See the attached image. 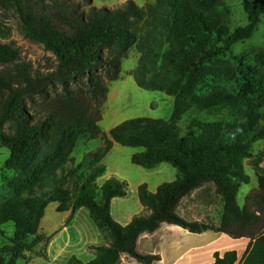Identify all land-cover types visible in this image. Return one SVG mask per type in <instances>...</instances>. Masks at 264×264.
Instances as JSON below:
<instances>
[{"label":"trees","instance_id":"16d2710c","mask_svg":"<svg viewBox=\"0 0 264 264\" xmlns=\"http://www.w3.org/2000/svg\"><path fill=\"white\" fill-rule=\"evenodd\" d=\"M211 2L224 6L222 0H181L180 5L176 0H156L148 11L128 0L118 9L91 7L79 12L60 1L49 5L41 0H0L1 8L17 10L29 37L44 44L57 62L55 71L45 77L18 73L0 80V145L10 151L2 172L21 171L28 176V162L33 163L30 172L35 170L75 128L87 126L100 134V109L92 111L84 99H79L84 93L72 92L69 86L73 80L84 79L87 95L100 107L109 92L106 81L119 80L122 62L134 47L140 54L132 74L138 87L174 99L173 115L168 121L135 118L113 128L104 152L91 160L89 174L78 178L74 197L57 194L41 201L36 207L35 226H26L15 216L0 220V227L10 222L16 227L12 238L0 230L5 240L0 248V264H17L25 253L46 244L48 238L39 233L38 225L50 204L57 205V213L70 212V219L82 208L88 209L95 225L111 238L108 247H93L97 252L94 260L83 263L72 257L68 264H119L123 255L141 264H154L160 257L140 253L137 243L141 235L155 232L163 223L193 234L211 231L235 239L248 238L251 243L242 264H264V175L257 173L258 188L245 198L242 207L238 204L241 186L251 182L244 162L256 157L257 169L264 162L262 156L253 153L254 145L264 140V131L256 132L263 115L250 112L244 124H231L227 131L222 121L205 123L197 140H176L174 133V125L192 110L218 115L225 110L234 114L242 107L234 94L223 90L204 95L197 91L207 81L203 72L206 67L217 66L221 55L253 37L264 15V1H245L248 23L232 33L216 22H208L197 7ZM18 59V50L0 43V63L12 65ZM237 79L236 94L246 98L251 95L256 108H264V90L251 89L241 76ZM57 86L64 89L62 99L43 112L32 111L36 98L45 99L49 89ZM114 143L143 149L132 157L136 166L153 170L169 164L178 173L174 182L162 184L155 194L145 184L139 187L141 204L150 214L136 216L126 226L113 219L111 202L126 197L128 185L115 178L102 187L97 185L107 172L102 162ZM208 184L223 202L218 226L190 221L178 214L181 200ZM215 258L214 264L238 261L235 251Z\"/></svg>","mask_w":264,"mask_h":264},{"label":"rangeland","instance_id":"374dc122","mask_svg":"<svg viewBox=\"0 0 264 264\" xmlns=\"http://www.w3.org/2000/svg\"><path fill=\"white\" fill-rule=\"evenodd\" d=\"M49 5L59 1L73 6L79 12H87L91 7L118 9L122 8L128 0H41ZM140 8L150 10L156 5V0H133ZM224 6H217L216 3H203L197 5L208 22H216L222 26L224 31L232 33L239 27L248 23V17L244 10V2H259L264 0H222ZM180 5L181 0H176ZM0 43L7 44L18 50L19 59L12 65L0 63V80L6 79L10 75L22 73L32 76H48L57 67L56 58L53 53L45 49L44 44L32 40L23 24L16 9L5 10L0 6ZM140 54L134 47L130 50L126 59L122 62L121 76L125 78L117 83L106 81L105 85L109 92L107 100L100 106L90 99L86 91V81L84 79L73 80L69 89L75 93H84L79 99H84L85 103L92 108V111L100 109V120L97 127L100 134H96L94 129L87 126L75 128L71 135L57 150H52L35 170L32 162H28V176L21 171L2 172L0 169V220L5 217H20L25 225L35 226V212L38 204L47 197L57 194H66L71 199L74 197V186L80 176H86L90 171V162L93 157L101 155L106 149L109 131L112 127L133 118H152L169 120L173 114L174 99L162 92L146 91L139 88L133 78V72L138 67ZM221 63L217 66L206 67L204 73L207 81L198 89V93L214 92L223 90L234 94L241 101V110L232 114L225 110L222 114H210L192 110L183 119L174 125L176 140H197L202 135L203 125L208 122L222 121L225 131L231 124H244L246 115L250 112L262 114V118L256 126V132L264 131V108L257 109L253 96L249 98L236 94L237 77L241 76L244 82L250 83L251 89L264 90V15L253 37L244 42L236 44L233 49L221 55ZM216 69V70H215ZM223 72V73H222ZM102 74V72H101ZM222 74V75H221ZM236 75V76H235ZM120 76V78H121ZM134 77V76H133ZM119 78V79H120ZM118 81V80H117ZM116 82V81H115ZM65 92L61 86L49 89V95L43 99L36 98V107L32 111L43 112L48 106H52L55 101L62 99ZM110 94V95H109ZM108 116V117H107ZM115 124V125H114ZM158 130H165L163 126H154ZM111 129V130H110ZM109 130V131H108ZM108 131V132H107ZM8 132V127L6 128ZM85 132V133H84ZM83 133V134H82ZM142 152L143 149H134ZM132 148H125L117 145L116 150L106 159V166L109 173H117L124 177L129 184V190H133L135 184L144 178H152L150 170H145L132 163ZM9 154V150L0 147V162H4ZM254 155H260L264 160V140L256 143L253 147ZM104 162V161H103ZM102 162V163H103ZM258 159L252 158L244 162L245 171L250 176V184H243L238 194V204L242 206L245 197L258 188L257 173L263 175L262 164L257 169ZM105 164V163H103ZM171 170L176 171L169 164ZM143 170L145 174L137 171ZM49 172H52L51 174ZM142 175V176H141ZM101 180L99 183L102 184ZM189 201L210 202L213 204V216L221 214V198L214 193L213 185L208 184L200 192L192 193L188 196ZM181 210H187L181 204ZM65 214L56 212V204H50L46 210L45 217L38 225L39 233L41 227H96L90 217L88 209L84 208L76 220L70 219V214L65 220ZM73 220V223H72ZM64 221V222H63ZM5 232L7 238H12L16 232L13 223H8L0 227ZM4 237L0 235V248L4 246ZM43 246H39L33 253L24 255H42Z\"/></svg>","mask_w":264,"mask_h":264},{"label":"crops","instance_id":"0c3cea01","mask_svg":"<svg viewBox=\"0 0 264 264\" xmlns=\"http://www.w3.org/2000/svg\"><path fill=\"white\" fill-rule=\"evenodd\" d=\"M126 76L130 78L128 80H131V78L134 79L133 76ZM124 78L125 75H122L118 81L113 83L120 82ZM126 121L128 120H125L124 122ZM120 124H114L115 126L111 129L119 126ZM117 145L118 144L114 143L111 151L103 160L105 166L107 157L110 156L114 150H116ZM0 147L2 146L0 145ZM142 152L133 149L131 159L135 154ZM7 155L8 158L3 163L0 162L1 168L4 167L6 161L9 159L10 153H7ZM262 168H264V162L262 164ZM136 170L142 172V175L148 176V174H152V178L139 180L131 191L129 190V184L124 180V177L115 172L109 173L108 167L106 174L97 180V185L99 187H102L106 181L112 178L125 182L128 185L127 196L123 198H114L111 202V215L116 222L123 226L128 225L136 216L150 214V212L141 204L139 199L138 189L141 185L145 184L149 192L155 194L162 184L174 182L178 176L176 169V171H173L164 164L150 170L152 173L148 174L143 173V170ZM101 180L104 181L102 184L99 183ZM204 188L205 187L195 190L193 194L200 192ZM244 202L242 206L244 205ZM182 203L185 205L187 210L190 209L193 211H182ZM221 204V214L219 213V216H213L212 203L198 202L195 200L189 201L188 196H186L179 204L178 214L190 221L209 222L218 226L221 222L223 213L222 200ZM83 211L84 208L79 210L73 220L75 221L80 214H83ZM64 214L66 215L65 220H67L70 212ZM41 232L48 238L46 244L42 245L46 256L26 255L20 259L17 264H68L72 257H76L83 263H88L94 260L97 256V252L93 249V247H108L111 244L110 236L99 230L97 226L68 227V225L65 226L64 224L62 227H41ZM250 243L251 240L248 238L235 239L229 235L211 231L202 234H193L179 226L163 223L155 232L145 233L140 236L137 243V250L145 255L159 256L160 260L154 264H214L217 254L222 257L228 251H235L238 255L237 264H242ZM119 264L141 263L137 262L128 255H123Z\"/></svg>","mask_w":264,"mask_h":264}]
</instances>
